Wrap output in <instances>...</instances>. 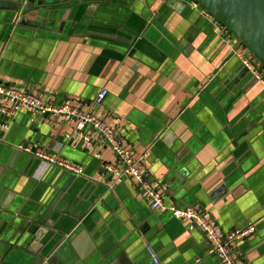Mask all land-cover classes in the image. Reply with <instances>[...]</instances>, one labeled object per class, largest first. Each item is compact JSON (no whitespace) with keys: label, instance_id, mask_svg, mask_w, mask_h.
Wrapping results in <instances>:
<instances>
[{"label":"crops","instance_id":"0c3cea01","mask_svg":"<svg viewBox=\"0 0 264 264\" xmlns=\"http://www.w3.org/2000/svg\"><path fill=\"white\" fill-rule=\"evenodd\" d=\"M35 1L26 16L0 9V83L75 103L136 159L149 151L142 168L166 204L198 208L223 235L255 223L231 249L239 264H264V87L239 61L243 47L180 0ZM4 123L0 264H33L38 253L44 264H154L147 247L160 264H220L200 230L152 209L135 180L109 188L115 155L95 137L92 147L68 139L75 126L53 116Z\"/></svg>","mask_w":264,"mask_h":264},{"label":"built area","instance_id":"2783aa9c","mask_svg":"<svg viewBox=\"0 0 264 264\" xmlns=\"http://www.w3.org/2000/svg\"><path fill=\"white\" fill-rule=\"evenodd\" d=\"M180 1L187 4L201 17L210 20L226 37L243 47L237 55L239 61L243 68L264 87V67L254 54L199 4L193 0ZM107 96L108 91L103 90L95 98V105L103 104ZM22 112L41 117L53 116L62 119L68 125H74L75 128L71 135L67 134L66 137L68 139L76 137L86 147H92L94 137L98 142L108 146L114 153L116 159L115 163L106 166L107 172L112 179L111 183L108 184L110 189H114L125 180H135L143 194L150 201L152 209L170 212L175 219L188 223L190 231L198 229L205 235L209 245L207 252L209 256L215 258L220 264H239L231 249V244L236 240L254 236L257 231L255 223H250L243 229H235L230 234L223 235L217 230L210 218L198 208L187 207L181 209L177 206L166 204L160 191H158L156 185L147 177L146 171L142 168V161L148 158L149 151L136 159L132 151L124 146L123 141L113 127L109 126L103 119L95 116L91 111H82L79 105L75 103H49L27 91L0 83V116L10 119ZM8 128L7 123L1 124L0 134L3 135V132H6ZM15 148L35 157L49 167L72 173L78 177H86L82 167L69 163L60 157L34 151L31 146L20 145ZM147 253L152 258L154 264H160L157 254L152 247H147Z\"/></svg>","mask_w":264,"mask_h":264},{"label":"water","instance_id":"95a60500","mask_svg":"<svg viewBox=\"0 0 264 264\" xmlns=\"http://www.w3.org/2000/svg\"><path fill=\"white\" fill-rule=\"evenodd\" d=\"M248 48L264 67V0H193ZM35 0L0 2V9L26 16L38 6ZM115 39L114 37H104ZM72 179V178H71ZM64 191V190H63ZM57 200V199H56ZM55 200V201H56ZM54 201V202H55ZM53 202V203H54ZM53 204L50 206L52 207ZM38 242L40 228L34 230ZM32 232V231H31ZM33 264H44L45 255L38 253ZM58 257V253L55 254ZM47 264H51L48 262Z\"/></svg>","mask_w":264,"mask_h":264}]
</instances>
